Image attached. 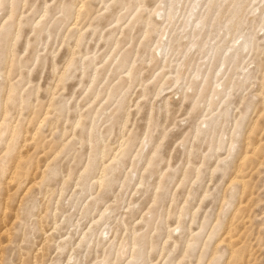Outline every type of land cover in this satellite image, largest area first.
I'll return each mask as SVG.
<instances>
[{
    "label": "rangeland",
    "instance_id": "obj_1",
    "mask_svg": "<svg viewBox=\"0 0 264 264\" xmlns=\"http://www.w3.org/2000/svg\"><path fill=\"white\" fill-rule=\"evenodd\" d=\"M190 5L0 0V264H264V0Z\"/></svg>",
    "mask_w": 264,
    "mask_h": 264
},
{
    "label": "bare ground",
    "instance_id": "obj_2",
    "mask_svg": "<svg viewBox=\"0 0 264 264\" xmlns=\"http://www.w3.org/2000/svg\"><path fill=\"white\" fill-rule=\"evenodd\" d=\"M216 1L217 0H191V5H190V13H189V16L188 18L182 22L183 25L186 27V26H191V31L194 32L195 31V28H197L198 26L201 28L205 25V22H201L200 24H195V22L201 18L200 14L197 13L198 10L200 9L201 6H204L206 5V10H207V13L208 15L211 13L213 7L216 5ZM164 2L166 3L168 9L172 8V10H170L167 14L165 13H162L159 15V17H164V16H168L169 18H171L173 16V14L175 13V6L176 4L179 2V0H164ZM173 6V7H172ZM199 7V8H198ZM198 8V9H197ZM202 8V7H201ZM195 10V12H194ZM200 12V10H199ZM156 13V12H155ZM190 17H193L194 19L191 21V24H189V18ZM246 46V42H244V47ZM159 48V47H158ZM218 54V53H217ZM216 54V55H217ZM220 54V53H219ZM221 58H218V60L220 61ZM220 63H223V60L220 61ZM203 86V85H202ZM15 166V164H14ZM13 171V170H12Z\"/></svg>",
    "mask_w": 264,
    "mask_h": 264
}]
</instances>
